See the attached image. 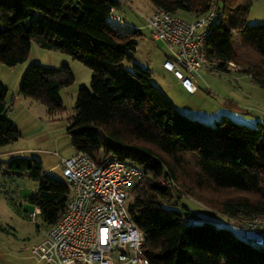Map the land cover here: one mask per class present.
Segmentation results:
<instances>
[{
	"label": "trees",
	"instance_id": "trees-1",
	"mask_svg": "<svg viewBox=\"0 0 264 264\" xmlns=\"http://www.w3.org/2000/svg\"><path fill=\"white\" fill-rule=\"evenodd\" d=\"M211 1L150 0L153 7L193 18ZM219 1L220 16L238 9L237 42L233 46L230 22L219 19L205 41L207 57L219 71L233 62L264 89V23H246L252 0ZM120 6L119 0H0V62H22L34 40L90 69L89 87L78 88L65 132L76 152L93 159L110 152L142 168L127 210L144 233L148 264H264V249L229 227L206 219L186 222L192 213L181 199L184 194L204 201L230 221L264 217V125L249 126L226 115L210 125L179 112L152 83L148 68L124 65L133 60L141 33L123 18L109 16ZM72 80L66 64L33 62L22 73L18 91L53 115L64 110L60 90ZM6 94L0 82V147L21 134L8 116ZM2 168L38 180L30 201L45 228L61 217L71 192L66 181L25 155L0 161V173Z\"/></svg>",
	"mask_w": 264,
	"mask_h": 264
},
{
	"label": "rangeland",
	"instance_id": "rangeland-1",
	"mask_svg": "<svg viewBox=\"0 0 264 264\" xmlns=\"http://www.w3.org/2000/svg\"><path fill=\"white\" fill-rule=\"evenodd\" d=\"M120 2L121 6L118 12L128 21L125 23L133 26L129 21L133 22L141 33L136 38L135 50L132 52L133 60H124V65L127 68L131 69L132 63L148 68L152 83L166 94L179 112L190 118L213 125L223 115H226L235 122L249 126H256L258 123L264 125V89L254 83L247 74L239 71L238 66L232 62L226 71H202L201 75L192 78L193 88H184L162 67L168 49L161 41L151 37L141 18V14L151 11L153 4L150 0H122ZM219 2L218 0L217 4H220ZM178 15L186 19L193 18L182 12H179ZM237 16L238 9H233L223 12L219 18L223 22L229 21L232 25L233 46L237 42V31L234 25ZM246 23H264V0H252L246 16ZM250 56L255 58L254 54H250ZM33 62L56 67L66 64L73 76L72 82L60 90L64 110L55 114L52 120L46 119L45 126L41 129L47 138L42 141L41 151L39 150L40 153H45L44 158H41L43 168L53 166L46 172L65 181L56 162L59 156L68 157L76 153L70 144L65 127L67 119L75 113L74 103L78 88L89 87L91 71L68 54L41 48L34 40H31L25 60L15 65H6L0 62V82L7 87L8 95L11 94V90H18L22 73ZM37 103L39 107L45 109L42 103L39 101ZM12 116L19 123L21 115L15 111ZM20 126L19 130L22 131V136L17 138L19 139L17 143L27 144L29 142L37 145L33 135H25L27 128L23 125ZM44 153L41 154L44 155ZM22 154L39 159L35 152L25 151ZM6 157V155H0V161ZM20 173V175L12 174L6 168H2V173H0V241L6 242L10 246H19L22 255L26 256L23 259L24 263L45 264L37 258L35 251V245L38 244L37 241L44 232L45 224L39 214L32 215L30 213L34 209L30 197L36 191L38 180L28 177L24 171ZM208 196L216 197L219 194H208ZM130 199V195L125 199V207L128 206ZM181 199L193 214L186 216V222L199 223L205 219L210 220L218 225L229 227L236 236L243 237L242 231L235 221L226 219L204 201L184 194ZM25 213H29V216H26ZM29 255L31 257L27 258Z\"/></svg>",
	"mask_w": 264,
	"mask_h": 264
},
{
	"label": "built area",
	"instance_id": "built-area-1",
	"mask_svg": "<svg viewBox=\"0 0 264 264\" xmlns=\"http://www.w3.org/2000/svg\"><path fill=\"white\" fill-rule=\"evenodd\" d=\"M216 4L212 0L205 13L192 19L158 6L141 14L151 37L168 49L162 67L184 88H193L192 78L202 71L217 70V62L205 51L206 38L220 18ZM109 16L123 21L114 8ZM57 165L71 192L61 217L35 245L37 258L45 264H148L144 233L124 205L142 168L103 151L96 159L84 152L59 156ZM38 212L34 207L31 214ZM234 221L245 241L264 249V217Z\"/></svg>",
	"mask_w": 264,
	"mask_h": 264
},
{
	"label": "crops",
	"instance_id": "crops-1",
	"mask_svg": "<svg viewBox=\"0 0 264 264\" xmlns=\"http://www.w3.org/2000/svg\"><path fill=\"white\" fill-rule=\"evenodd\" d=\"M152 8H151V10H152ZM118 14L124 19V17L119 12H118ZM124 20L127 21L126 19H124ZM129 23L134 25V23L131 21H129ZM48 65H50V64H48ZM164 70L166 72H169L166 69H164ZM169 73L174 77V75L171 72H169ZM175 80H177V79L175 78ZM180 85H181V83H180ZM11 91H12L11 94L8 95V90H7V94H6V101H7V105H8V116L10 117V119L12 120V122L14 123V125L18 129L21 128L20 125L25 126L27 128L25 135H33V139L37 143V145H34L32 143H29V142L27 144L17 143L19 139H16L15 141L0 147V155H6L7 156L2 161H6V160L12 158L13 156L23 155L22 152H25V151L35 152L37 154V157L39 158V160L42 161V159L45 156V153L41 152V153H44V155H42L40 153V151H41L40 145H41V143L43 144L42 141H44L47 138V136L45 133H42L41 129L43 126H45L44 124L46 122V119L52 120L53 116H55V114L50 115L47 112L45 106H44L45 109H42L41 107H39L37 105L38 104L37 100H35L29 96L21 95L18 90L14 89ZM12 111H14V112L16 111V113L18 112V114L21 115L19 123H17V120H15L14 117L12 116V113H14ZM20 132H21V134H20L19 138L22 136V131L20 130ZM41 164L43 165L42 162H41ZM56 164H57V162H56ZM51 167H53V166L47 167L45 169L43 168L44 172H46ZM34 207H36V206H33V208ZM28 214L29 213H27V214L25 213L26 216H29ZM46 229L47 228H44V232H43L41 238H39V241L42 240L43 237L45 236ZM39 241H37V242H39ZM20 249L21 248H19V246H16V247H15V245L10 246L6 242L0 241V264H29V263L23 262V259L26 258V256L22 255ZM30 257L31 256L29 255L27 258H30ZM31 264H37V263L32 262Z\"/></svg>",
	"mask_w": 264,
	"mask_h": 264
}]
</instances>
